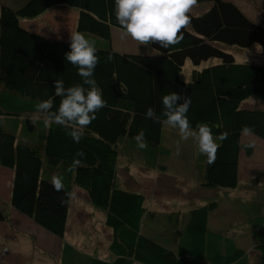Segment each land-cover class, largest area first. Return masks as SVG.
<instances>
[{
    "label": "trees",
    "instance_id": "16d2710c",
    "mask_svg": "<svg viewBox=\"0 0 264 264\" xmlns=\"http://www.w3.org/2000/svg\"><path fill=\"white\" fill-rule=\"evenodd\" d=\"M5 2L0 1V166L12 172L9 203L61 239L69 203L61 204L64 193L54 190L51 177L62 175L65 190L82 189L103 211L104 224L112 230L108 245L112 259L89 256L63 242L60 263L236 264L244 250L232 237L207 225L209 212L216 208L214 200L189 209L180 231L174 230L175 217L165 214L164 231L177 234L173 246L166 245L167 237L143 232L142 221L153 212L144 206L141 192L119 186L117 157L135 153L147 166L163 169L159 160L168 152L161 144L163 123L147 118L145 112L152 107L161 115L162 97L170 92L189 95L187 116L192 127L204 122L214 136L228 134L217 141L214 163L199 154L201 185L234 188L240 151L248 155L252 151L248 142L241 141L242 132L264 140V109L242 105L249 97L264 100V63L236 61L225 47L259 44L264 52V27L231 1L198 0L210 5L200 14L189 13L191 23L182 30L179 44L168 49L148 45V53L117 52L111 47V28L124 30L116 21L114 0H20L16 7ZM54 8L76 13L61 33L45 22V14ZM72 28L88 39L96 37L92 41L99 63L93 78L107 102L79 143L61 126L46 125L43 117L35 125L29 119L39 100L52 99L53 110L58 108L61 97L55 96L54 80L62 79L65 87L82 83L78 69L65 59L70 51V34H65ZM109 53L114 59L106 62ZM185 60L191 65L188 78L181 76ZM141 129L146 149H139L133 139ZM78 149L86 156L68 172ZM249 220L258 227L264 217L256 212Z\"/></svg>",
    "mask_w": 264,
    "mask_h": 264
},
{
    "label": "rangeland",
    "instance_id": "374dc122",
    "mask_svg": "<svg viewBox=\"0 0 264 264\" xmlns=\"http://www.w3.org/2000/svg\"><path fill=\"white\" fill-rule=\"evenodd\" d=\"M8 1L5 3L11 7H16L20 3V0ZM228 1L234 3L247 18L264 27V0ZM209 5L210 2L198 3L191 13L200 14ZM45 16L48 26L59 33L66 29L62 26L67 23L68 17L71 18L69 11L61 8H54ZM40 26L41 24L35 25L36 28ZM225 48L233 54L236 61L264 63V52L259 44L244 48L236 46ZM190 69V61L185 60L181 76L190 77ZM242 105L264 109V100L249 97ZM177 141L181 144L180 155L175 154ZM241 141L248 142L252 151L249 155L244 149L240 151L238 181L234 188L203 187L201 185L202 172L199 167L201 161L196 143L191 138L187 141L180 140L178 129L165 124H162L161 144L168 152L159 160V165L164 166L163 169L158 166L156 168L147 166L143 159L135 153L128 156L119 154L116 169L119 186L141 192L144 195V206L153 212L151 218L144 217L142 231L150 236L167 237L166 245L173 246L177 234L164 231L168 226L165 214L170 213L175 217L174 230L175 232L180 231L183 227L184 216L189 209L214 200L216 208L209 212L207 225L211 229L223 231L225 235L232 237L235 244L244 250L243 257L236 264H264V222L254 227L249 220V217L256 212L264 217V140L249 132H242ZM71 193L73 195L68 204L63 237L61 239L53 237L35 224L36 227H28L26 232L42 230L50 235L38 238L42 248L39 246L41 250L35 249L33 252L35 256L31 258L32 253L26 251L28 239L24 237V234L17 232L16 240H13L18 244L17 246L15 244L17 249L13 254L15 264H35V261L42 264L43 262L44 264H61L59 250L63 242L69 243L77 251L89 256L112 259L108 250L112 230L104 224L103 211L89 202L82 189L72 186ZM10 224L12 225L9 220L5 219L0 222V229L6 232V227ZM5 242L0 237V264H5L4 255L7 251L9 254V250L1 246ZM40 251L43 255L36 256V253ZM45 256L49 262H46Z\"/></svg>",
    "mask_w": 264,
    "mask_h": 264
},
{
    "label": "clouds",
    "instance_id": "9594fccd",
    "mask_svg": "<svg viewBox=\"0 0 264 264\" xmlns=\"http://www.w3.org/2000/svg\"><path fill=\"white\" fill-rule=\"evenodd\" d=\"M115 17L123 28L122 38L130 36L139 45L158 44L160 48L168 49L183 40V29L191 23L189 13L198 3V0H114ZM95 41L88 39L82 32H71L70 51L65 53V59L78 69L82 83L65 87L62 79L54 80L55 96L61 97L56 110L52 99L39 100L34 105L35 113L29 117L33 125L43 117V122L48 125L54 123L61 126L65 133L75 143L84 137V129L97 118V112L107 106L103 99L102 89L93 78L94 70L99 63ZM114 59L109 53L106 62ZM85 85L88 87L86 88ZM120 91L124 92L123 87ZM191 104L189 95L170 92L163 95V111L157 115L154 108H147L145 115L154 122L163 123L171 128L178 129L180 140L190 138L196 143L198 154L207 158L212 164L216 160L220 145L217 141L227 139V133L214 136L212 128L204 122L192 127L187 116ZM163 117V119H162ZM139 149H146L148 143L143 129L133 137ZM181 153L180 141L176 143V155ZM86 153L78 149L68 172L81 165L82 157ZM62 175L54 174L51 184L55 191L63 192L61 204H68L73 193L65 190Z\"/></svg>",
    "mask_w": 264,
    "mask_h": 264
},
{
    "label": "crops",
    "instance_id": "0c3cea01",
    "mask_svg": "<svg viewBox=\"0 0 264 264\" xmlns=\"http://www.w3.org/2000/svg\"><path fill=\"white\" fill-rule=\"evenodd\" d=\"M0 1H3V0H0ZM69 13H70L71 18L68 17L67 23L69 22L68 25H71V23H73L75 19L76 13L74 11H69ZM71 32H74L73 28L69 30V33L66 31L65 35L69 36ZM122 33L123 31L120 29L111 28V47L114 50H116L117 52H136V53L150 52L149 46L139 45L138 42L133 40L130 36H125L124 38H122ZM90 39L94 40L96 39V37L90 36ZM11 173L12 172L9 169L3 168L0 166V222L6 219L12 223V225L10 224L8 225V227H6V232L0 229V232H1L0 237L2 238L3 241H6L5 243H2L4 245H1V246H5L7 250H9V254L7 251L4 255L5 264H15L16 263L15 259L13 258V254L16 251L17 249L16 246L18 244L15 243V241L13 240H16L15 237H16L17 232L24 234V237L28 239L26 242L28 243L26 247V251L28 253H32V255L30 254L31 258L35 256L33 255V252L35 251V249L41 250L42 248V245L38 242L39 240L38 238H45V237L50 236L49 234L42 232V230L32 231V233L26 232L28 227L33 228L35 223L31 219L27 218L26 216L16 211L9 203ZM29 242H31V244H29ZM62 244H61V247H62ZM61 247H60V250H61ZM60 250H59V255H60ZM38 254L43 255L41 251L40 253H36V256ZM59 255H58V258H59ZM45 259H46V262H49L48 261L49 259L46 258V256H45ZM35 264H42V263H40L39 261H35Z\"/></svg>",
    "mask_w": 264,
    "mask_h": 264
}]
</instances>
